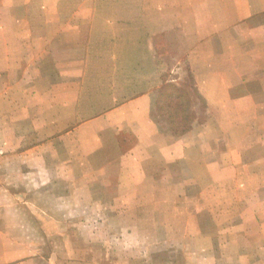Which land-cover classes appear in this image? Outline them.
<instances>
[{"label":"crops","instance_id":"crops-1","mask_svg":"<svg viewBox=\"0 0 264 264\" xmlns=\"http://www.w3.org/2000/svg\"><path fill=\"white\" fill-rule=\"evenodd\" d=\"M245 1L252 5L239 18L236 8L222 15L220 8L204 6L192 22L187 12L182 21L170 7L163 19L150 12L145 23L139 6L126 9L116 1L0 0V163L6 179L23 183L21 190L6 185L9 211H43L28 198L46 192L54 201L73 195L79 184L81 195L99 197L195 191L197 218L210 211L202 203L207 190L190 191L184 181L208 178L215 182L214 214L229 219H213V226L259 228L264 238V0ZM183 23L196 29L182 52L206 118L174 134L156 110L164 84L180 88L182 79L168 75L180 62H162L156 37L165 35L168 44L174 28L184 33ZM240 115L246 119L236 123ZM227 117L229 123L222 120ZM224 180L231 182L227 189ZM59 181H69L62 183L64 192ZM107 201L84 210L121 211ZM65 204L47 210L77 211ZM36 222L16 220L23 235L15 239L0 235V264L42 263L39 248L46 241L28 232L29 225L41 226ZM189 222L191 229L198 225ZM238 234L229 232L230 243ZM207 258L208 264L222 260L218 253Z\"/></svg>","mask_w":264,"mask_h":264},{"label":"rangeland","instance_id":"rangeland-1","mask_svg":"<svg viewBox=\"0 0 264 264\" xmlns=\"http://www.w3.org/2000/svg\"><path fill=\"white\" fill-rule=\"evenodd\" d=\"M107 1H116L118 2L117 6H124L126 9L139 6L142 22L145 23L148 22L150 12L154 11L158 19H163L165 8L170 7H172L174 17L182 18L183 21L184 14L187 12V18H190V22H192L193 19H196V16H194L196 8L200 10L204 6L206 8L210 7L209 9L218 7L222 15L225 10L230 11V9L236 8L237 17L239 18L238 14L241 13V9L244 10V7L252 5L247 4L245 0H236L235 2L234 0H202L204 3L201 4L197 3L200 0ZM132 1H135V3H132ZM168 1H173V3H165ZM136 2H139V4L137 5ZM254 6L259 5L254 4ZM149 8L151 9L149 10ZM168 12H171L170 9ZM185 23H183V26L186 25L184 29L176 26L184 32L183 34L176 31L175 28L170 32L171 34L167 38L168 44H165V35L156 37L158 54L162 57V62H167V64L172 62L174 66L177 65V62H180L177 65L178 70L173 69V73H168V75L174 76V79L175 77L182 79L180 88L175 84H164L159 92L160 98L158 97L156 110L158 118L169 117L172 119L174 128L177 130L181 128L188 129L192 124L201 122L203 117L206 118L204 112L206 106L194 88L191 73L186 61L183 59V46H188L189 38H194L193 33L196 32L194 25L190 26ZM166 54H170L172 60H168L171 58H166ZM170 89H172V95L169 97ZM165 90L167 91V99L164 98ZM245 119L246 117L240 115L236 119V123H242ZM222 120L229 123L228 117ZM3 134L0 132V141L4 139ZM3 148H0L2 158L5 155ZM5 175V164L2 161L0 163V235L13 239L22 236L23 229L15 226V222L16 220H27L29 217L34 222L37 221L36 223L39 226L41 225L40 227L29 225V234H38L46 241L39 248L40 255L45 259L42 263L32 260L30 264H208L210 260L205 259L206 255H212V253H218V256L222 258V260L216 259V264H264V238L259 236L261 229L254 227H240L241 229L232 227L229 229V227L213 226V219L226 223L225 219H228V215L226 213L224 214L225 217L220 219L219 216L221 215L219 213L214 214L212 190L215 182L212 179L207 178L200 181L189 179L184 181L186 188L190 191L197 188L207 190L204 193L207 196L206 200L202 203L205 205L204 207H209L210 211L205 215L194 218V208L200 205V203H197L198 197L195 191H193V194L185 196H153L144 192L136 197H133L134 195L99 197L94 194H86V192L81 195L84 191L79 184L76 185V191L75 187L72 189V191H75L73 195L62 194L60 199L57 197L54 201L53 197L48 196L46 192L37 197L28 198L30 203L36 200L39 203L38 205L44 209L43 211L11 213L9 211L10 196L6 195L5 187L11 184L10 186L14 190H21L23 183L21 180L6 179ZM64 182L69 181H59L62 192L65 191L62 186ZM32 183L33 181H29L26 184L32 185ZM223 183L226 189L231 186V182L227 180H224ZM244 183L245 181H241L242 187L245 186ZM174 185L179 188V182ZM101 198L107 199V203L113 201V203L120 205L121 211L104 213L84 210L88 204L102 201ZM57 202L66 203L65 205H77V211L53 212L47 210L53 206V203L56 208ZM122 206L125 208L124 211L121 208ZM258 215L260 216V213ZM188 220L189 223L196 221L198 225L191 229L190 226H187ZM238 222L245 223L242 219H238ZM246 223L248 224V222ZM202 224H204L203 228L201 227ZM234 231L237 234L239 232L243 234L237 235V243H230L233 237H229V232ZM198 234H201L200 238H198ZM204 234L207 235L206 238L202 237ZM213 235L214 237L220 236L221 242H212ZM30 247L34 252L36 251L34 250L36 244L30 245ZM33 251H30V253H33ZM228 254L232 256L236 254V259H227ZM210 264H213V262H210Z\"/></svg>","mask_w":264,"mask_h":264},{"label":"trees","instance_id":"trees-1","mask_svg":"<svg viewBox=\"0 0 264 264\" xmlns=\"http://www.w3.org/2000/svg\"><path fill=\"white\" fill-rule=\"evenodd\" d=\"M178 108V107H177ZM168 119H169V122H170V125L172 126V132L174 133V134H177L178 132H180V130H177V129H175L174 128V122L172 121V119H170L169 117H168ZM185 120V119H184ZM184 130L183 131H185V129H187V128H183Z\"/></svg>","mask_w":264,"mask_h":264}]
</instances>
